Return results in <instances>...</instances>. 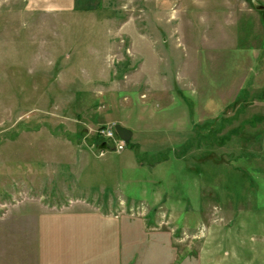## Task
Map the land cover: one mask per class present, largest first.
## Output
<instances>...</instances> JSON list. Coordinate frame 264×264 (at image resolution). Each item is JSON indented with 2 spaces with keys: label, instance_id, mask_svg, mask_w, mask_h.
<instances>
[{
  "label": "rangeland",
  "instance_id": "obj_1",
  "mask_svg": "<svg viewBox=\"0 0 264 264\" xmlns=\"http://www.w3.org/2000/svg\"><path fill=\"white\" fill-rule=\"evenodd\" d=\"M45 262L264 264V0H0V264Z\"/></svg>",
  "mask_w": 264,
  "mask_h": 264
},
{
  "label": "built area",
  "instance_id": "obj_2",
  "mask_svg": "<svg viewBox=\"0 0 264 264\" xmlns=\"http://www.w3.org/2000/svg\"><path fill=\"white\" fill-rule=\"evenodd\" d=\"M114 123H106L98 125L94 130V136L98 148V155H101L105 148H113L115 150H120L124 146V141L116 134L113 127ZM100 141L105 142V147H98Z\"/></svg>",
  "mask_w": 264,
  "mask_h": 264
},
{
  "label": "water",
  "instance_id": "obj_3",
  "mask_svg": "<svg viewBox=\"0 0 264 264\" xmlns=\"http://www.w3.org/2000/svg\"><path fill=\"white\" fill-rule=\"evenodd\" d=\"M114 129H115V132L116 134L124 141V142H128L129 138H130V135H131V130L120 124V123H114L113 125ZM98 147H105V142L104 141H100L98 143Z\"/></svg>",
  "mask_w": 264,
  "mask_h": 264
},
{
  "label": "crops",
  "instance_id": "obj_4",
  "mask_svg": "<svg viewBox=\"0 0 264 264\" xmlns=\"http://www.w3.org/2000/svg\"><path fill=\"white\" fill-rule=\"evenodd\" d=\"M108 201H110V200H108ZM47 262H45L44 264H46Z\"/></svg>",
  "mask_w": 264,
  "mask_h": 264
},
{
  "label": "trees",
  "instance_id": "obj_5",
  "mask_svg": "<svg viewBox=\"0 0 264 264\" xmlns=\"http://www.w3.org/2000/svg\"><path fill=\"white\" fill-rule=\"evenodd\" d=\"M95 137V136H94ZM95 142H96V140H95Z\"/></svg>",
  "mask_w": 264,
  "mask_h": 264
}]
</instances>
